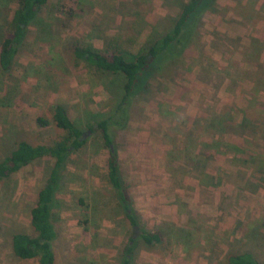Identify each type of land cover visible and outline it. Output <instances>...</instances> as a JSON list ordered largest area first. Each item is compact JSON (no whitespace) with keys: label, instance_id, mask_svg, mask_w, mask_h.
<instances>
[{"label":"rangeland","instance_id":"obj_1","mask_svg":"<svg viewBox=\"0 0 264 264\" xmlns=\"http://www.w3.org/2000/svg\"><path fill=\"white\" fill-rule=\"evenodd\" d=\"M183 1L48 0L13 69L0 66V161L21 140L51 144L65 134L53 120L57 103L84 132L56 191L53 264H122L130 245L131 264H150L144 255H160L159 264H229V254L244 252L264 264V0L206 7L192 46L163 69L157 60L144 71L126 126L111 124L137 226L108 177L111 148L97 120L119 102L124 78L76 60L74 46L149 47L173 28ZM15 6L0 0V44ZM216 116L229 123L225 138L226 127L207 125ZM188 135L198 149L214 145L207 160L187 158ZM53 165L38 158L0 180V264H40L17 256L12 236L36 234L30 212ZM163 228L160 244L141 236ZM171 237L183 245L173 238L167 258Z\"/></svg>","mask_w":264,"mask_h":264},{"label":"trees","instance_id":"obj_2","mask_svg":"<svg viewBox=\"0 0 264 264\" xmlns=\"http://www.w3.org/2000/svg\"><path fill=\"white\" fill-rule=\"evenodd\" d=\"M216 2L217 0L183 1L173 28L156 38L149 47L143 46L136 52L128 51L117 41H109L104 49H98L92 43H78L74 46L76 60L84 61L90 67L124 78L122 96L119 102L114 105L111 112L107 113V117L98 119L97 124L105 143L111 148L108 159L109 180L115 188L119 202L126 208L127 217L134 226H137L139 221L130 209L132 207L131 200L128 196V187L121 178L117 150H113L111 147L114 139L110 126L112 123H118L121 127L126 126L129 108L135 95L139 77L144 71L150 69L157 60H160L159 67L163 69L164 63L172 64L181 57L195 40L202 12L206 7L216 8ZM47 3L48 0H16V6L10 20V28L4 34L0 44V66L2 70L8 72L13 69L29 26L39 16ZM53 120L58 128L65 131L60 139L51 144L37 145L28 140H21L11 153L0 161L1 180L10 177L38 158L50 157L54 159L48 181L39 191L38 200L30 212L31 224L36 234L16 232L12 236L14 253L23 259L38 258L40 264H53L55 262L53 242L57 237V231L53 223V206L56 191L67 168L71 152L80 149L86 143L84 132L76 125L64 104L57 103L54 105ZM38 121L41 125L49 124L42 117H39ZM225 122L218 120V116H216L207 125L208 127H226V131H222L220 134L222 138H225L229 128V123L225 124ZM190 138L188 135L185 141L188 159L199 161L196 158H201L203 155V159L207 160V156H211L212 151H215V149L206 148L214 145L205 142L203 148L198 149L199 145ZM225 147L230 149L232 146L227 143ZM165 234L166 229L163 228L160 231H143L141 236L149 246H152L162 243ZM133 251L134 246L130 245L122 264H131L130 256ZM227 259L229 264H262L250 252L231 253Z\"/></svg>","mask_w":264,"mask_h":264},{"label":"crops","instance_id":"obj_3","mask_svg":"<svg viewBox=\"0 0 264 264\" xmlns=\"http://www.w3.org/2000/svg\"><path fill=\"white\" fill-rule=\"evenodd\" d=\"M171 238H172V242L171 243H168V244L165 243L166 246H168V245L171 246L169 248V250L166 251L167 258L172 256V251L170 250L172 248V245H170V244L173 243V238H174L175 244L183 245V242L180 241L181 239L179 237H171ZM144 256H145L144 257L145 260H147L150 264H159L158 258L160 257V255H154V256H156V258H152V259H150L149 257H147V255H144Z\"/></svg>","mask_w":264,"mask_h":264}]
</instances>
